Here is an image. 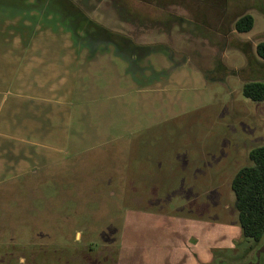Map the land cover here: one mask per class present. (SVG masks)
Here are the masks:
<instances>
[{"label": "rangeland", "instance_id": "rangeland-1", "mask_svg": "<svg viewBox=\"0 0 264 264\" xmlns=\"http://www.w3.org/2000/svg\"><path fill=\"white\" fill-rule=\"evenodd\" d=\"M70 1L146 47L0 0V264H264L231 187L264 144V0Z\"/></svg>", "mask_w": 264, "mask_h": 264}, {"label": "trees", "instance_id": "trees-1", "mask_svg": "<svg viewBox=\"0 0 264 264\" xmlns=\"http://www.w3.org/2000/svg\"><path fill=\"white\" fill-rule=\"evenodd\" d=\"M254 17L241 16L235 22L237 31L252 30ZM258 55L264 59V41L257 44ZM243 94L253 100H264V81H250L243 86ZM250 165L242 167L232 179V190L236 197V209L244 237L260 241L264 237V144L249 152Z\"/></svg>", "mask_w": 264, "mask_h": 264}, {"label": "flooded vegetation", "instance_id": "flooded-vegetation-1", "mask_svg": "<svg viewBox=\"0 0 264 264\" xmlns=\"http://www.w3.org/2000/svg\"><path fill=\"white\" fill-rule=\"evenodd\" d=\"M67 4L66 6L71 7L72 10V16L74 17V23L75 26L78 28H84V23H89V24H93L96 29H95V40L96 42H101V41H105L108 45H113L114 47L118 48L121 47L124 49H126L127 53H128V58L130 60H134V58L137 57V55H141L140 50L139 49H143V47H146L142 44L136 43L130 39H125L122 38V36H120V40H123L122 44H119L115 39V36H113L114 34L110 33L108 30H106L105 28H103L101 25H98L96 23H94L91 19H89V17L82 11L81 8H79L76 4L73 3V1L70 0H66ZM68 1H70L71 3H68ZM63 5V4H62ZM64 6V5H63ZM86 26V24H85ZM106 44V45H107ZM107 45V46H108ZM119 49V48H118Z\"/></svg>", "mask_w": 264, "mask_h": 264}, {"label": "crops", "instance_id": "crops-1", "mask_svg": "<svg viewBox=\"0 0 264 264\" xmlns=\"http://www.w3.org/2000/svg\"><path fill=\"white\" fill-rule=\"evenodd\" d=\"M202 258H204V254L203 255H201V256H199L198 254H197V257L196 256H193L192 258H191V264H202L201 263V259Z\"/></svg>", "mask_w": 264, "mask_h": 264}]
</instances>
